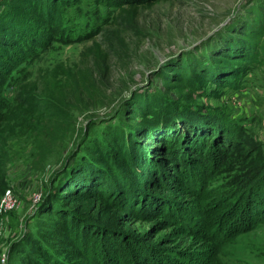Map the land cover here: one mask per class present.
I'll return each mask as SVG.
<instances>
[{"label": "rangeland", "instance_id": "obj_1", "mask_svg": "<svg viewBox=\"0 0 264 264\" xmlns=\"http://www.w3.org/2000/svg\"><path fill=\"white\" fill-rule=\"evenodd\" d=\"M25 5L0 0V14L14 7L22 26L42 29V19L17 12ZM54 7L61 16L45 24L48 44L0 72V264L49 257L88 264L84 252L101 251L102 236L118 254H106L104 264H264V0H63ZM202 50L207 58L194 56ZM204 132L224 143L192 177L181 174L190 185L171 182L175 169L141 160L143 146L160 148L164 134L190 141ZM128 142L138 149L133 162L120 151ZM104 168L135 177L121 194L136 209L127 211L114 192L58 197L62 179L67 188L100 187ZM245 178L250 198L228 210L227 200L244 188L231 195L228 184ZM7 192L8 207L1 203ZM55 198L57 213L46 212ZM65 217L77 237L66 233Z\"/></svg>", "mask_w": 264, "mask_h": 264}, {"label": "trees", "instance_id": "obj_2", "mask_svg": "<svg viewBox=\"0 0 264 264\" xmlns=\"http://www.w3.org/2000/svg\"><path fill=\"white\" fill-rule=\"evenodd\" d=\"M25 1H28V5H25V7L17 11V12H20V14L29 15L30 17H36L37 19H42L43 23L45 24L48 23L50 26L54 25L55 23L59 21L61 14L60 12L56 11V8L54 6H56L58 2H61L63 0H25ZM154 1L156 0H138L139 3H152ZM11 9L14 10V7ZM13 10H10V12L8 13V17L5 16V12L3 14H0V72L2 73L9 68L16 67V66L19 67L23 62L22 60L23 58H21V56L23 55L24 52H30L31 49L36 45L46 46L48 44L47 40L51 39V37L44 38L43 32H44L45 24L43 25L42 29L32 28V26L30 27V29H26L27 26L26 25L22 26L23 21H21L20 18L19 20H17L18 18L17 16L14 15L13 17V14L16 13L15 12L16 10L14 11ZM25 23L27 22L25 21ZM212 39L213 38H210L209 41ZM209 41H207L206 43L203 42L201 46L202 47L205 46ZM201 46H197L195 49H198ZM193 50L194 49H192V51ZM190 51L191 50L182 52L181 54H179V57L177 58H184V56H186ZM203 51L204 50H202L201 52L200 51L196 52V53L193 52V54L194 56L196 55L197 58H207L206 55L203 53ZM161 69H159L160 70L159 72L164 73V70H163L164 66ZM3 74H5V72ZM163 76L166 77L165 74ZM172 80H175V79L169 78L166 81H172ZM1 105H2V98H0V106ZM2 120H3V117H2V114H0V121ZM228 134L232 135V133H228ZM196 137H198L200 140H197L196 138H194V139H191L190 141H185L182 138L178 137L177 133L164 134L158 140L160 148L155 149L156 147H153V149H151L152 150L151 152V150H148V146H143V149H146V154H145V158H141V160L143 161L144 164H148L151 166L162 163L167 167L169 171H172V169H175L173 170L174 172H171V175L173 176V178L169 177L171 182L172 183L177 182V184L188 183L190 185L191 183H189L188 178L190 176L192 177V175L195 173V169H199L200 167L201 169H203L206 163L210 160L209 158L206 163H203L202 159L206 155L208 154L210 155L216 152L217 151L216 149L218 148V146L224 143V142H221L218 144L217 141L214 139V136L212 135H209L208 140H207V133L205 132L196 135ZM120 138L121 137L118 136L116 140L119 142ZM212 139L214 140L213 141L214 143L216 142L215 147H210V142ZM122 143L124 144V141ZM128 143H129L128 145L129 149L124 146L120 151H121V154H123L124 156L126 155L127 157L126 161L131 162L133 159L134 160L138 159V151L136 152V150L138 149H135V147L132 148L130 142ZM123 144H121L119 148ZM82 146H83V142H81L79 147L76 149V153L74 154V159L78 155L77 153L78 150L80 153ZM217 153H219V150L217 151ZM156 155H159L157 157V160H156ZM69 167L67 168V170L69 169ZM180 167L181 168L184 167V169H181ZM118 168H121V165H119ZM94 172L97 173L94 176V179H95V177L100 174L97 171H94ZM154 172L155 173H153L154 175L153 177H156V179L162 178V175H161L162 172H159V171H154ZM115 173H116L115 175H112L110 171L107 172V170L104 168L103 174L101 175L103 180L97 183V185H100L101 188L99 186H96V187L93 186L94 190L92 188H89L90 185H86V184L85 186L87 187V189H85V187L83 186L82 187L77 186V187H71V188L64 187L62 185L67 182L64 179H62L60 182L61 186L59 189H57L58 197L59 196L61 197L63 194H66L68 195L66 199L78 200L82 198V200H87L90 197L97 196L96 194L98 193L104 194V193L114 192L115 196L121 197L123 206L127 208V211H133L134 209L137 208V205H135V202H133L134 199L129 197L126 192L122 194L121 192L122 190H124V188L129 189L132 187V184L135 181L134 180L135 177L131 176V174L124 173L122 169L121 170L117 169ZM182 173H186V175H188L189 177L186 179L181 177ZM248 178L241 180L239 182V186H236V184H234L235 181H232L230 184H228V190L231 195H233L235 190H237L238 188L244 187L240 191H238L236 195H233V198L231 199V201L227 200L226 204L229 206L228 210L229 209L232 210L233 204L235 203L236 205L234 206V209L236 210L239 209L240 206L238 207V205L240 204L238 203V199L240 201L243 199L250 198L252 191L248 189L249 185L251 184L250 181L247 182ZM251 188L258 189V187L256 186H252ZM261 193H263V191ZM47 197H49V195ZM56 198L53 203H50L49 206L46 204L47 205L45 209L46 212H50L54 214L57 213V210H56L57 206L55 205V202L57 201ZM50 200L52 199L50 198ZM138 203L140 202H137L136 204ZM221 204L222 203H220V205ZM220 209L224 210V208L222 207ZM244 212H250L249 203L245 205L242 213ZM66 219L67 217H65L64 219L65 221L64 225H66L65 231L68 235L73 237L74 234L72 235L70 233L75 232V230H73L74 228L68 227L69 222ZM219 224L220 223H216L217 226ZM85 225L87 226L86 223ZM74 236L77 237V235H74ZM82 236H84V233L82 234ZM101 238H102V247H103L101 251H96L95 247L92 246L93 248L89 247V249H86V252H84L85 253L84 256L87 259L88 264H104L102 261V257L103 258L106 257V254L111 255L110 257L118 255L116 252L113 251L114 249H111L109 247V246L112 247V245L108 246L106 237L102 236ZM90 240H94V238ZM84 241H89V240L85 239ZM47 259L48 260L43 258L42 264H45V263L46 264H59V262L56 261V259H52L51 257Z\"/></svg>", "mask_w": 264, "mask_h": 264}, {"label": "built area", "instance_id": "obj_3", "mask_svg": "<svg viewBox=\"0 0 264 264\" xmlns=\"http://www.w3.org/2000/svg\"><path fill=\"white\" fill-rule=\"evenodd\" d=\"M11 199V195L9 194V192H7V194H6V197H4L3 199H2V205L4 204L6 207H8V206H10V203L11 202H6V201H9Z\"/></svg>", "mask_w": 264, "mask_h": 264}, {"label": "water", "instance_id": "obj_4", "mask_svg": "<svg viewBox=\"0 0 264 264\" xmlns=\"http://www.w3.org/2000/svg\"><path fill=\"white\" fill-rule=\"evenodd\" d=\"M217 29V28H216Z\"/></svg>", "mask_w": 264, "mask_h": 264}]
</instances>
